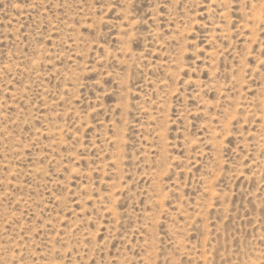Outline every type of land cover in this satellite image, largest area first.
<instances>
[{"label": "rangeland", "instance_id": "1", "mask_svg": "<svg viewBox=\"0 0 264 264\" xmlns=\"http://www.w3.org/2000/svg\"><path fill=\"white\" fill-rule=\"evenodd\" d=\"M0 264H264V0H0Z\"/></svg>", "mask_w": 264, "mask_h": 264}]
</instances>
